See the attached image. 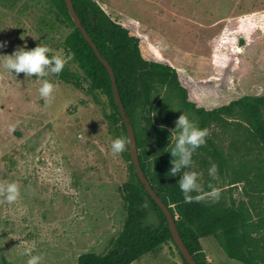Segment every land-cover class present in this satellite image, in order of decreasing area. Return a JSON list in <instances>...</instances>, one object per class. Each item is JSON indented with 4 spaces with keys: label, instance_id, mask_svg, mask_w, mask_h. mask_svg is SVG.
Listing matches in <instances>:
<instances>
[{
    "label": "rangeland",
    "instance_id": "374dc122",
    "mask_svg": "<svg viewBox=\"0 0 264 264\" xmlns=\"http://www.w3.org/2000/svg\"><path fill=\"white\" fill-rule=\"evenodd\" d=\"M97 1L197 59L206 68L200 78L224 86L212 91L218 100L264 93V0ZM46 14L42 0L0 1V44L5 45L0 55L37 45L67 55L60 43L69 28L60 21L52 29L41 27L38 19ZM157 44L147 43L146 50L156 51ZM43 79L55 85L50 106L39 95L42 78L0 67V182H16L21 193L15 203L0 202V264H5L2 255L9 264H26L28 257L21 253L32 244L43 264H77L80 254L108 248L125 215L121 187L129 177V161L124 153L111 155V126L84 90L57 76ZM168 97L163 89L155 93L154 120L174 137L182 113L208 128L207 142L226 162L215 187L226 200L249 206L254 220L264 216V145L248 122L228 114L202 118ZM141 124L146 125L144 119ZM208 169L195 160L190 170L202 183ZM146 203V222L156 225L157 213ZM261 231L264 235V222ZM199 241L208 264H244L228 257L212 235ZM131 264L185 263L168 240Z\"/></svg>",
    "mask_w": 264,
    "mask_h": 264
},
{
    "label": "trees",
    "instance_id": "16d2710c",
    "mask_svg": "<svg viewBox=\"0 0 264 264\" xmlns=\"http://www.w3.org/2000/svg\"><path fill=\"white\" fill-rule=\"evenodd\" d=\"M0 1L9 5L18 0ZM42 1L50 14L40 16L39 25L52 29L60 21L69 28L60 44L66 54H74L70 62L75 68L66 65L57 77L90 96L111 126L115 139L127 138L113 98L109 73L73 22L65 0ZM71 1L83 28L112 67L120 100L133 126L144 175L169 208L194 259L198 264H208L199 239L212 235L228 257L244 264H264V235L261 231L264 216L254 220L249 206L226 200L222 192L218 201L185 203L178 184L180 176L172 177L168 173L172 160L169 152L175 143L173 131L155 121L152 114L147 117L144 113L146 104L150 105V111L155 110V93L163 89L181 108L202 118L221 114L241 116L264 145V93L233 94L220 101L212 91H219L224 86L200 78L206 68L201 67L197 59L173 48L159 34L145 28L138 29L133 21L111 7H103L97 0ZM155 42L159 44L155 46L156 51H147V43ZM141 119L146 125L141 124ZM124 155L129 161V177L121 187L125 211L122 226L104 252H84L79 255L77 264H131L161 243L172 240L166 217L139 180L128 149ZM195 160L209 168L215 163L218 174H224L225 159L209 142L193 154ZM209 183L215 186V180L207 175L201 183L206 192ZM146 201L157 213L156 225L146 222ZM1 259L9 264L3 255Z\"/></svg>",
    "mask_w": 264,
    "mask_h": 264
},
{
    "label": "clouds",
    "instance_id": "9594fccd",
    "mask_svg": "<svg viewBox=\"0 0 264 264\" xmlns=\"http://www.w3.org/2000/svg\"><path fill=\"white\" fill-rule=\"evenodd\" d=\"M0 44V47H4ZM53 53L48 46L37 45L36 47L26 50L25 47L17 48L10 55H0L4 59L0 62V67L15 73L16 75L24 74L25 77L37 76L42 78L39 88V95L50 106L55 99V85L48 79L49 76H59L65 66L74 59V54L69 52ZM155 116V115H153ZM175 143L169 154L172 157L169 174L172 177L180 176L178 180L179 188L183 194L185 203H199L205 200L218 201L220 198V189L213 184H208L209 191H205L199 183L200 174L190 169L194 166L193 154L198 148L204 146L207 138L211 135L208 128H200L196 122L189 119L186 114L179 115L175 121ZM9 131H15V126H10ZM129 139L118 137L111 142V155L117 157L127 151ZM186 169V170H185ZM209 176L215 180L218 178V165L212 163L208 169ZM196 193V195H192ZM20 186L16 182H0V202L9 204L15 203L20 199ZM35 244L26 246L22 255L28 257L26 264H43V255H34Z\"/></svg>",
    "mask_w": 264,
    "mask_h": 264
},
{
    "label": "water",
    "instance_id": "95a60500",
    "mask_svg": "<svg viewBox=\"0 0 264 264\" xmlns=\"http://www.w3.org/2000/svg\"><path fill=\"white\" fill-rule=\"evenodd\" d=\"M65 3H66L68 13L70 14L73 22L80 29L83 36L88 41V43L91 45L95 54L100 59V61L105 65V67L109 73L110 80H111V86H112L113 98H114V101L118 107L119 113H120L122 120L124 122V125H125L126 136L130 141L129 147H128L129 155H130L131 162L134 166V170H135L139 180L143 183V186H144L145 190L147 191L148 195L153 199V201L157 204V206L164 213L166 220H167V223H168L169 231L171 233L172 240H173L174 244L176 245V248H177L178 252L181 254L184 261L187 264H198V262L194 259V257L192 256V254L190 253V251L186 247L184 241L182 240L180 233L176 227L174 217L172 216L169 208L166 206L164 201L159 197V195L152 188V186L150 185L148 179L144 175V172L140 166L139 158H138V150H137V145H136V138H135L133 126H132V123H131L128 115H126L124 108H123V105H122V102L120 100L118 88L116 85V79H115L112 67L107 62V60L104 59V57L102 56V54L98 50L96 44L94 43V41L89 37V35L85 31V29L83 28V26L80 22V19L77 16V14L73 8L72 1L71 0H65ZM144 113L147 117H149L151 115L149 104L145 105Z\"/></svg>",
    "mask_w": 264,
    "mask_h": 264
},
{
    "label": "crops",
    "instance_id": "0c3cea01",
    "mask_svg": "<svg viewBox=\"0 0 264 264\" xmlns=\"http://www.w3.org/2000/svg\"><path fill=\"white\" fill-rule=\"evenodd\" d=\"M206 254V253H205ZM206 258H207V254H206ZM208 262V261H207Z\"/></svg>",
    "mask_w": 264,
    "mask_h": 264
}]
</instances>
